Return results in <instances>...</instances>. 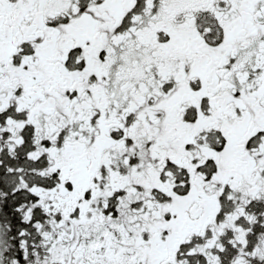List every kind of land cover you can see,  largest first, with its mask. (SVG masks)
<instances>
[{
	"label": "snow or ice",
	"instance_id": "1",
	"mask_svg": "<svg viewBox=\"0 0 264 264\" xmlns=\"http://www.w3.org/2000/svg\"><path fill=\"white\" fill-rule=\"evenodd\" d=\"M0 264H264V0H0Z\"/></svg>",
	"mask_w": 264,
	"mask_h": 264
}]
</instances>
